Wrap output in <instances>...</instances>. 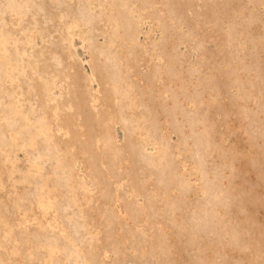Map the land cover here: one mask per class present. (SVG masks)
<instances>
[{"label": "bare ground", "instance_id": "6f19581e", "mask_svg": "<svg viewBox=\"0 0 264 264\" xmlns=\"http://www.w3.org/2000/svg\"><path fill=\"white\" fill-rule=\"evenodd\" d=\"M0 264H264V0H0Z\"/></svg>", "mask_w": 264, "mask_h": 264}]
</instances>
